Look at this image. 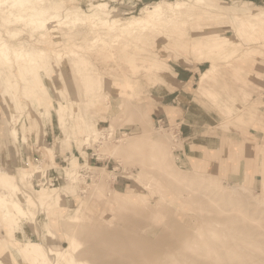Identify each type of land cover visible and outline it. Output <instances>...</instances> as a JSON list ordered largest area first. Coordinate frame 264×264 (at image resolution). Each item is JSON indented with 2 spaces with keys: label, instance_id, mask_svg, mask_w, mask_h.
I'll return each instance as SVG.
<instances>
[{
  "label": "rangeland",
  "instance_id": "obj_1",
  "mask_svg": "<svg viewBox=\"0 0 264 264\" xmlns=\"http://www.w3.org/2000/svg\"><path fill=\"white\" fill-rule=\"evenodd\" d=\"M159 1L194 3H0V204L15 205L0 264H65L71 244L83 264H264V0H209L162 33L66 18L146 17ZM34 11L59 22L31 25ZM33 51L48 61L26 75L15 58Z\"/></svg>",
  "mask_w": 264,
  "mask_h": 264
},
{
  "label": "bare ground",
  "instance_id": "obj_2",
  "mask_svg": "<svg viewBox=\"0 0 264 264\" xmlns=\"http://www.w3.org/2000/svg\"><path fill=\"white\" fill-rule=\"evenodd\" d=\"M10 4L9 7L11 10L12 9H24V7L28 6L30 3V0H0V3L3 4ZM57 5V4H56ZM1 6V4H0ZM202 6V8H205L206 6H209V0H194V3H173V2H156L155 4L151 5L148 4L145 6V8L143 9V11H141L143 14L146 15V17H138V16H132L131 18H125L123 20L118 19V18H111L109 19H101V15L99 12H94L97 13L94 16H92L91 14L88 15L86 13H80V11L78 10H68L67 12V20L69 21V23L72 24H76L78 21L82 20V21H91L93 22V24H95V20L99 21L98 23L101 24V27H106L109 26L108 30L111 32H119V34L121 35H132L135 31L138 30H146L147 28L149 29L150 27L153 29H157L159 31H161L162 28H160L161 26L163 27V21L164 19H166L170 14L173 15H190L193 16L194 13L196 14L197 11L195 10V7H199ZM98 11L103 10V9H107L105 4H100V6L98 7ZM198 8V9H199ZM56 10V9H55ZM54 10V11H55ZM83 10V9H82ZM32 11V10H31ZM53 11V12H54ZM58 11V10H57ZM54 12V14H48L50 16L46 17L43 13L44 12H40L39 14H36L37 11L34 13H32L31 15H29V24H34L37 27H45L47 26V24L51 23V22H59V16H58V12ZM196 11V12H195ZM201 11V10H200ZM84 12V11H82ZM199 12V11H198ZM93 13V14H94ZM37 15V16H36ZM260 15V13H256L254 15H252L253 17ZM101 16V17H100ZM9 18L11 19H15L17 21H21L23 20V16L15 14V13H10L9 14ZM104 18V17H103ZM90 22V23H91ZM89 23V24H90ZM162 24V25H161ZM246 23L243 22V25H245ZM59 25V24H58ZM63 25V24H61ZM88 25V24H87ZM165 26V25H164ZM91 27V26H90ZM100 27V28H101ZM92 28V27H91ZM164 28V27H163ZM166 28V27H165ZM164 28V29H165ZM241 28L242 26L238 27L239 29V34L241 35ZM152 31V30H151ZM155 31V30H154ZM167 31V30H166ZM156 33L160 32L155 31ZM162 33V31H161ZM98 35V34H97ZM166 35V33H165ZM162 36V34H161ZM169 37V35H166ZM96 37V36H95ZM94 37V38H95ZM98 37V36H97ZM163 37V36H162ZM167 37V38H168ZM68 38V37H67ZM70 38V37H69ZM165 38V37H163ZM209 38V37H208ZM70 40V39H69ZM69 42V41H67ZM101 42V41H100ZM105 42V41H104ZM117 42V41H116ZM106 43V42H105ZM102 44V43H100ZM104 44V43H103ZM107 44V43H106ZM115 45V44H114ZM193 45V44H192ZM236 45V44H235ZM104 46V45H103ZM219 44L214 45V47H212L214 50H218L220 49ZM112 47V46H111ZM110 47V48H111ZM67 51V50H66ZM65 52V51H64ZM64 52H55V57L57 59L58 62L61 63L62 60H64ZM251 52V51H250ZM47 54V53H46ZM45 52L43 51H33L32 53H22V54H18L16 55V60L17 62H22V63H26L27 62H33V65L30 68H25L24 72L26 75H31V73L36 69L39 70V66L43 65L45 66ZM77 54V53H76ZM116 54V53H115ZM196 54V53H195ZM48 55V54H47ZM0 56H1V60L2 63L5 64L6 66H8L9 64H11V55H10V51L8 49V47L6 46V44L4 42H2L0 40ZM44 56V58H43ZM79 56V55H78ZM77 57V56H76ZM79 58V57H78ZM58 64V63H57ZM63 64V62H62ZM5 66V67H6ZM9 67V66H8ZM41 69V68H40ZM206 89V88H205ZM64 107H67V105L63 104ZM81 121H83L84 124L85 121L84 119L80 118ZM93 136V135H92ZM83 137V139H78V141L80 142H84L87 143L89 141L91 137V135L89 134V132H87L84 136H80ZM77 139V137H76ZM96 140V139H95ZM94 141V140H93ZM99 141V140H98ZM102 143V142H101ZM91 145V144H90ZM39 167V166H38ZM22 168V167H21ZM42 169V168H41ZM22 172V170H21ZM37 172V171H36ZM22 174V173H21ZM35 173H32V175ZM70 175V174H69ZM23 178L21 179L23 181V179L25 180L26 178V174L22 175ZM73 176V175H71ZM32 178V177H30ZM43 191V190H42ZM41 191V192H42ZM8 199V198H7ZM14 206L13 204L7 203V204H0V210L1 209H5L9 211V209L12 211V213H14ZM23 212L21 209L19 210V213ZM6 214L9 215V213L7 212ZM8 218H10V220L8 221V228L10 230V233L12 234L13 232V228H14V224H16V217H11L8 216ZM15 215V213H14ZM12 218V219H11ZM5 219V218H4ZM76 229V228H75ZM70 230V229H69ZM74 230V229H73ZM75 234V233H74ZM72 238V237H71ZM200 238V237H199ZM88 239V238H87ZM73 240V238H72ZM20 242V241H19ZM21 243V242H20ZM105 244V243H104ZM196 245V244H195ZM28 246V245H27ZM26 246V247H27ZM119 247V246H118ZM19 248V247H18ZM25 248V247H24ZM22 249V248H21ZM26 250H28L26 248ZM29 251V250H28ZM32 251V250H31ZM102 251V250H101ZM78 253V247L75 244H71V246L69 247V249H65L61 252L58 253L59 256V260L65 264H83V262L78 261L76 259ZM45 262V261H44ZM58 263V262H57ZM59 264V263H58Z\"/></svg>",
  "mask_w": 264,
  "mask_h": 264
}]
</instances>
